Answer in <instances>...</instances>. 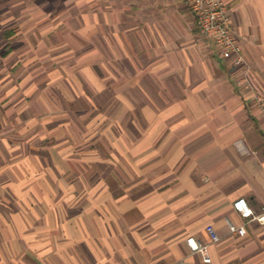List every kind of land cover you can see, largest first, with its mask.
<instances>
[{
    "label": "crops",
    "instance_id": "0c3cea01",
    "mask_svg": "<svg viewBox=\"0 0 264 264\" xmlns=\"http://www.w3.org/2000/svg\"><path fill=\"white\" fill-rule=\"evenodd\" d=\"M225 2L243 48L240 68L202 39L185 0H143L141 112L149 128L137 143L123 142L147 152L121 162L137 159L135 176L125 166L103 176L98 157L0 152V264H202L189 238L209 245L211 264H264V225L233 209L244 199L264 212V0ZM106 16L120 45L117 11ZM85 67L75 77L93 96L101 78ZM122 77L124 89L115 82L111 91L127 97L131 78ZM228 222L246 235H231Z\"/></svg>",
    "mask_w": 264,
    "mask_h": 264
},
{
    "label": "rangeland",
    "instance_id": "374dc122",
    "mask_svg": "<svg viewBox=\"0 0 264 264\" xmlns=\"http://www.w3.org/2000/svg\"><path fill=\"white\" fill-rule=\"evenodd\" d=\"M93 10L99 17L92 18ZM108 11H117L121 22L120 45L111 33ZM126 30L130 44L123 43ZM82 65L101 78V90L93 96L75 77ZM142 71L143 0H0L2 157H98L103 176L120 175L124 166L135 176L137 159L121 162L123 157H146L143 145L125 144L137 143L149 128L141 112ZM123 75L131 78L127 97L111 91L115 82L124 89ZM59 123L65 129H50ZM161 157L169 156L165 152Z\"/></svg>",
    "mask_w": 264,
    "mask_h": 264
},
{
    "label": "built area",
    "instance_id": "2783aa9c",
    "mask_svg": "<svg viewBox=\"0 0 264 264\" xmlns=\"http://www.w3.org/2000/svg\"><path fill=\"white\" fill-rule=\"evenodd\" d=\"M187 7L197 21L199 33L203 38L213 43L217 56L231 67H243L245 57L242 45L236 35L232 15L225 0H185ZM233 209L240 217L250 222L264 225V212L256 214L248 207L244 199H239L233 204ZM229 233L244 237L246 229L244 226L236 227L228 222ZM211 243L220 241L212 227L207 228ZM190 253L201 257L202 264H211L209 245L202 244L194 238L186 241Z\"/></svg>",
    "mask_w": 264,
    "mask_h": 264
}]
</instances>
